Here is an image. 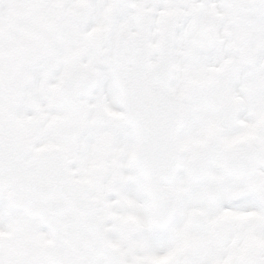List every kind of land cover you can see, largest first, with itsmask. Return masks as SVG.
<instances>
[{
  "label": "snow or ice",
  "instance_id": "obj_1",
  "mask_svg": "<svg viewBox=\"0 0 264 264\" xmlns=\"http://www.w3.org/2000/svg\"><path fill=\"white\" fill-rule=\"evenodd\" d=\"M0 264H264V0H0Z\"/></svg>",
  "mask_w": 264,
  "mask_h": 264
}]
</instances>
